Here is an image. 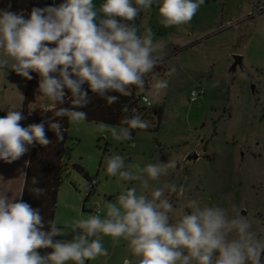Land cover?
I'll return each mask as SVG.
<instances>
[{
    "label": "clouds",
    "instance_id": "clouds-1",
    "mask_svg": "<svg viewBox=\"0 0 264 264\" xmlns=\"http://www.w3.org/2000/svg\"><path fill=\"white\" fill-rule=\"evenodd\" d=\"M205 0H65L59 6L34 7L29 18L10 10L0 11V70L8 69L27 80L39 75L38 91L45 101L40 109L55 117H67L70 124H80L87 114L77 111L89 103L87 84L92 93L116 102L118 92L136 95L149 108L168 88V80L155 70L164 60V41H154L151 27L138 34L135 21L142 12L155 5L159 23L164 27L189 24ZM117 18H120L119 20ZM54 45V46H49ZM169 68L165 75L173 76ZM152 74L151 81L146 78ZM218 83V82H217ZM147 84V87H146ZM216 86V85H214ZM65 89L70 91L67 97ZM70 99L71 108L59 107ZM195 102L196 93L193 91ZM123 111L127 112L125 107ZM136 110L133 109L132 112ZM21 111L8 109L0 117V160L13 162L25 155L30 146H47L44 122L24 127ZM147 120L138 114L125 116L121 126L98 123L96 130L110 132L117 141L132 140L130 130H147ZM57 140H63L60 123L49 122ZM176 160L148 163L145 166L125 162V157H104L107 176L137 181L140 191L130 187L115 202L95 205V214L45 225L38 209L22 200L0 194V264H85L88 260L109 256L103 238L114 245L124 242L132 259L123 264H262L264 238L252 231V221L239 214L233 216L219 206H201L197 199H187L174 208L168 193L183 196V185L151 182L175 169ZM24 179L26 173L21 174ZM33 184L37 183L33 178ZM90 186L85 185V188ZM36 195L44 189L33 188ZM188 209L190 211H185ZM105 212L102 216L101 212ZM71 229V240H55ZM52 251L41 255L38 249Z\"/></svg>",
    "mask_w": 264,
    "mask_h": 264
},
{
    "label": "rangeland",
    "instance_id": "rangeland-1",
    "mask_svg": "<svg viewBox=\"0 0 264 264\" xmlns=\"http://www.w3.org/2000/svg\"><path fill=\"white\" fill-rule=\"evenodd\" d=\"M102 2L94 0L97 6ZM135 24L138 34L143 35L145 26L151 27L154 41L166 44L163 63L158 65L161 69L155 70L168 80V88L153 103L163 111L160 125L147 117L151 125L147 131H136L129 141H117L110 132H98V123L70 124L68 170L55 216L58 227L95 214L97 202H115L130 187L140 191L137 181L107 176L104 157L118 154L126 164L142 167L176 160L175 169L151 182L185 187L183 196L167 194L174 208L197 199L201 206L224 208L231 217L235 206L253 222L251 230L257 237L264 238V0H205L193 20L179 27L161 25L154 5ZM171 67L176 73L166 76ZM27 85L28 80L15 72L0 70V113L20 111ZM194 89L205 95L192 104ZM40 98L38 114L44 113L40 106L45 101ZM196 154L198 160H188ZM91 181L96 186L89 192L85 185ZM65 231L69 233L59 236L60 240H71V229ZM102 242L109 256L85 264H123L125 258L132 259L123 241L114 245L104 237Z\"/></svg>",
    "mask_w": 264,
    "mask_h": 264
},
{
    "label": "trees",
    "instance_id": "trees-1",
    "mask_svg": "<svg viewBox=\"0 0 264 264\" xmlns=\"http://www.w3.org/2000/svg\"><path fill=\"white\" fill-rule=\"evenodd\" d=\"M65 0H0V11L10 10L17 14H22L25 19L29 18L32 8H44L47 6H59ZM143 12L139 15L142 16ZM138 16V17H139ZM118 20L120 18H117ZM54 46V45H49ZM161 69L160 66H157ZM34 77L28 80L27 91L23 103L22 114L25 117L20 121V124L27 127L32 124L44 122L47 138L51 143L47 146H41L38 143L32 146L31 157L27 170V176L22 195V201L30 204L32 208L38 209L43 218L45 231L49 230L48 222L55 220L58 195L60 187L63 183V177L67 172V165L65 164V156L68 152L69 125L67 117H55L53 112H44L41 114L31 113L29 108L34 104L41 94L38 91L39 75L35 72L31 73ZM151 74H149L150 76ZM149 76L146 78L150 81ZM147 87V84H146ZM88 91L89 103L83 108H77V111H84L87 114L85 121L104 123L110 126H121V120L127 116L131 117L133 114H138L142 119L147 117H154L159 125L162 119L163 111L161 107L154 106L153 108H146L141 103V97L136 95V89L133 86L131 96H123L118 92H108L106 96H116V102L108 104L105 97L92 93L88 89L87 84L83 86ZM67 97L71 96L70 91L65 89ZM59 107L71 108L70 99H66L65 103L58 105ZM127 107L128 111L123 109ZM135 109V112L132 110ZM7 113H0V117ZM49 122L60 123L64 129L63 140H57L56 134L49 127ZM140 129L130 130L131 135L134 136L136 131ZM147 131V130H145ZM33 178L37 183L33 184ZM44 189L42 195H36L32 189ZM55 240H60V237H55ZM39 253L43 255L49 254L52 249L43 248L38 249ZM264 257V254H263ZM264 259V258H263ZM264 264V262H262Z\"/></svg>",
    "mask_w": 264,
    "mask_h": 264
},
{
    "label": "crops",
    "instance_id": "crops-1",
    "mask_svg": "<svg viewBox=\"0 0 264 264\" xmlns=\"http://www.w3.org/2000/svg\"><path fill=\"white\" fill-rule=\"evenodd\" d=\"M38 101L30 106L29 110L31 113L37 112L36 107L38 106ZM22 108L23 105L20 109L21 112ZM2 113H7V111ZM31 152L32 146H30L29 151L25 155L16 161L9 163L4 160H0V194L6 193L9 198H15L21 191H24L26 178L24 179L21 174L26 173L27 176ZM21 199L22 196L16 197L14 202Z\"/></svg>",
    "mask_w": 264,
    "mask_h": 264
},
{
    "label": "built area",
    "instance_id": "built-area-1",
    "mask_svg": "<svg viewBox=\"0 0 264 264\" xmlns=\"http://www.w3.org/2000/svg\"><path fill=\"white\" fill-rule=\"evenodd\" d=\"M193 91H195V93H196V100H195V102H193V100H192V94H193ZM193 91L191 92V95H190V102H191L192 104H195V103L198 102V100H199L201 97H203V96L205 95V93H204V91L201 90V89H194ZM141 103H142L146 108H149L147 105H145V104L143 103L142 98H141ZM152 107H153V106H152ZM152 107H151V108H152ZM149 109H150V108H149ZM89 186H90V187H88V191L91 192V190H93V189L95 188V186H96V182H95V181H91L90 184H89Z\"/></svg>",
    "mask_w": 264,
    "mask_h": 264
},
{
    "label": "water",
    "instance_id": "water-1",
    "mask_svg": "<svg viewBox=\"0 0 264 264\" xmlns=\"http://www.w3.org/2000/svg\"><path fill=\"white\" fill-rule=\"evenodd\" d=\"M236 60L239 62L240 58H236ZM236 69V66L234 67V70ZM199 159V156L196 154V155H193V156H190L188 158L189 161H193V160H198Z\"/></svg>",
    "mask_w": 264,
    "mask_h": 264
}]
</instances>
